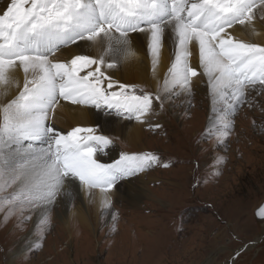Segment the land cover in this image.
Masks as SVG:
<instances>
[{
	"label": "snow or ice",
	"instance_id": "6c2138e0",
	"mask_svg": "<svg viewBox=\"0 0 264 264\" xmlns=\"http://www.w3.org/2000/svg\"><path fill=\"white\" fill-rule=\"evenodd\" d=\"M257 9L264 20V0H9L0 10V94L7 96L11 87L20 91L0 105V191L17 181L20 188L4 200L43 208L40 223L46 226L45 206L54 203L66 182L75 179L87 189L108 192L158 161L152 154H122L114 164L101 163L95 156L112 144L108 136L93 127L65 134L48 123L61 98L143 122L153 109V94L143 88L137 94L136 85L116 81L106 71L136 55L130 33L146 35L154 75L166 33L174 36V60L163 82V92L172 95L179 94L177 88L190 91L198 71L190 63L189 46L198 45L201 74L208 77L214 102L223 101L227 115L234 114L244 102V88L264 84V46L238 40L228 30L240 25L256 34ZM71 45L80 53L62 62L52 59ZM93 47L95 56L83 51ZM17 71L23 73L22 87ZM167 98L155 94L161 107ZM224 115L217 117L218 138L231 128ZM25 141L47 147L25 149ZM257 214L264 217V207Z\"/></svg>",
	"mask_w": 264,
	"mask_h": 264
},
{
	"label": "rangeland",
	"instance_id": "374dc122",
	"mask_svg": "<svg viewBox=\"0 0 264 264\" xmlns=\"http://www.w3.org/2000/svg\"><path fill=\"white\" fill-rule=\"evenodd\" d=\"M196 78H191L190 91L166 93L171 101L166 108L163 102L165 109L146 85L128 84L137 86V94L141 88L153 94L152 111L143 122L134 119L146 134L144 146L106 136L119 156L158 158L112 189L139 180L148 190L136 208L118 197L100 213L96 233L84 231L82 237L76 226L81 231L70 240L61 231L55 201L47 207L45 226L40 223L44 212L37 217L33 205L4 200L19 190L14 189L17 181L0 191V264H264V221L255 217L264 203V84L245 87L244 102L227 115V104L218 99L214 112L202 109L206 96L193 87ZM220 113L231 121L223 138L216 135L218 119L216 124L209 120ZM30 232L31 240L26 239Z\"/></svg>",
	"mask_w": 264,
	"mask_h": 264
},
{
	"label": "bare ground",
	"instance_id": "6f19581e",
	"mask_svg": "<svg viewBox=\"0 0 264 264\" xmlns=\"http://www.w3.org/2000/svg\"><path fill=\"white\" fill-rule=\"evenodd\" d=\"M8 2L9 0H0V10L5 9ZM256 16L257 19L254 21L256 34H251L247 29L240 25H236L235 27L229 29L228 32L238 40L253 42L260 46H264V20L259 19V9H257ZM129 38L132 42V47L135 50L136 55L130 57L126 62L119 64L116 69L113 71L111 70L112 72L107 73L111 74L113 79L116 81L126 84L138 83L146 85L147 88H150L149 92H152L153 94L160 92L162 98L165 97L166 93L163 92V82L165 76L167 75L168 68L174 60V53L176 51L174 36L170 39L169 33H166L164 37L159 64L157 66L155 75L153 73L152 57L148 50V39L146 38V35L139 32L130 33ZM83 43L84 42H80L81 45H83ZM190 46V50L192 51L190 63L195 66L198 71V75L195 76L197 78L195 80L193 79V87L195 89H199L198 94H203L206 96L205 103H202L203 105L201 106L202 109L205 110L206 108V111L212 113L214 112L212 110H214V108L217 106L215 105L217 101L214 102V93L211 85L209 84L208 77L201 74L203 70L199 65L198 45L193 43ZM80 51L81 48H79L77 45H71L67 48H63L52 59L61 62L66 61L69 60L73 55L79 54ZM83 51L89 52L93 56L98 54V49L96 47L91 49L85 48ZM16 75L20 79L22 87L23 73L21 71H17ZM198 76L202 77V79L199 80ZM2 91L3 90L0 89V92ZM19 91L20 89L11 87L8 90L7 96L0 94V105L5 104L11 99L15 98ZM186 94L188 95L189 93L187 92ZM188 99L189 98H186L184 101L186 102ZM163 100L166 101V99ZM165 101L163 102L166 108L168 105L170 106L171 100ZM165 108L163 106L161 107V109ZM109 110L110 109L106 107L96 108L92 105H74L61 98L59 101V106L56 107L55 112L50 116L48 123L65 134L71 131L74 127H93L96 129V133L98 135H108L112 138L114 137L115 139H120L122 137L134 147L140 148L144 146V144L142 145V139L144 136H146V134L142 131V124H138L136 121H134V118L132 119L133 121L131 120L130 122L124 120L125 118L122 119V117L120 115L118 116L117 114L113 115L114 117L112 115L109 116ZM209 120L212 124L217 123V117L215 116L209 117ZM97 129H100V132H97ZM29 144H31L32 148L36 150L47 147V145L41 144L40 142L30 141H25L23 147L27 149ZM117 151L116 145L110 144L102 151L98 150L95 158L104 164H114L120 159ZM15 188H20V184H18V182L14 186V189ZM147 190L148 189L146 186L136 179L121 183L115 187L114 191L111 190L110 193L101 192L100 189H87L80 185L78 180L74 179L70 182V184L66 182L65 189L62 190L61 193L56 197L53 207L57 208L60 206V208L57 209L56 215L60 221L59 225L62 229L61 231H63L64 235L68 236V238L72 240L74 238V234L76 232H80L81 229L82 231L80 234L82 237H84L82 234H85V232L96 233L98 225L100 224V213L107 207L109 208L111 204L116 203V201L119 199L118 197L125 196L127 201H124L129 205H133V208H136L134 204L138 203L140 199L144 197ZM116 193H118L120 196ZM106 200L109 202V206H105ZM50 206L46 205L45 207L47 208ZM34 209L37 210V212H35L37 217L44 212V209L41 207L33 206L32 210ZM71 218L74 221V225H72L70 220ZM128 224L130 225V221ZM131 225L133 227L135 224ZM76 226H79L81 229H77ZM139 226L140 225H137V227ZM141 228L146 229L145 225L141 226ZM32 237H34V232H30L26 239L31 240ZM19 248L22 247L19 246Z\"/></svg>",
	"mask_w": 264,
	"mask_h": 264
},
{
	"label": "water",
	"instance_id": "95a60500",
	"mask_svg": "<svg viewBox=\"0 0 264 264\" xmlns=\"http://www.w3.org/2000/svg\"><path fill=\"white\" fill-rule=\"evenodd\" d=\"M261 207H264V203L258 208V209H256V211H255V217H256V219L258 220V221H264V217H261V216H259L257 213H258V210L261 208Z\"/></svg>",
	"mask_w": 264,
	"mask_h": 264
}]
</instances>
